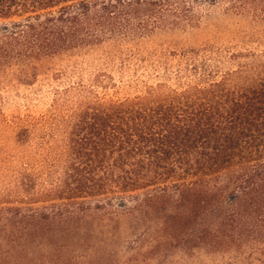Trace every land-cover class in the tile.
<instances>
[{
    "label": "trees",
    "instance_id": "trees-1",
    "mask_svg": "<svg viewBox=\"0 0 264 264\" xmlns=\"http://www.w3.org/2000/svg\"><path fill=\"white\" fill-rule=\"evenodd\" d=\"M207 2L227 3L259 45L140 59L135 82L101 73L12 122L11 141L32 156L0 192V264H116L124 253L144 264L178 248L264 264V0ZM174 3L0 0V79L30 87L46 61L136 48L175 28L167 19L186 9Z\"/></svg>",
    "mask_w": 264,
    "mask_h": 264
},
{
    "label": "rangeland",
    "instance_id": "rangeland-1",
    "mask_svg": "<svg viewBox=\"0 0 264 264\" xmlns=\"http://www.w3.org/2000/svg\"><path fill=\"white\" fill-rule=\"evenodd\" d=\"M175 3V6H184L186 9L184 13H177V17L174 15L167 19V25L176 22L175 28L155 31L153 36L136 48L125 44L117 52H112L105 44L91 52L46 61L40 67L34 85L30 87L0 79V192L9 182L12 172L26 162L22 156H32V148L28 147L22 152L11 141L14 132L12 122L17 118L36 119L45 115L57 92L79 82L89 85L90 80L101 73L112 76L119 85L135 82L137 76L143 73L140 69L134 71L136 66L141 65L140 59L147 65H154L158 61L174 64L175 57L170 54H179L186 49H239L259 45L257 42H247L246 34L256 29L242 18L229 13L226 10L227 3L211 4L207 0H175ZM260 45L264 46V39ZM122 64L130 66V69L122 73ZM149 74L146 72L142 79L152 83L154 79L148 78ZM132 92V89L124 87L121 95ZM180 250L175 249L164 260L163 257L147 256L144 264H224L229 257L206 256L203 253L193 256V250L187 254ZM123 255V258L115 260L116 264H138L132 253Z\"/></svg>",
    "mask_w": 264,
    "mask_h": 264
}]
</instances>
